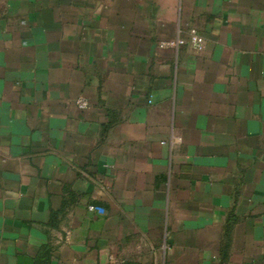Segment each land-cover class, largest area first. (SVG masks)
<instances>
[{
    "label": "crops",
    "instance_id": "obj_1",
    "mask_svg": "<svg viewBox=\"0 0 264 264\" xmlns=\"http://www.w3.org/2000/svg\"><path fill=\"white\" fill-rule=\"evenodd\" d=\"M0 264H264V0H0Z\"/></svg>",
    "mask_w": 264,
    "mask_h": 264
},
{
    "label": "built area",
    "instance_id": "obj_2",
    "mask_svg": "<svg viewBox=\"0 0 264 264\" xmlns=\"http://www.w3.org/2000/svg\"><path fill=\"white\" fill-rule=\"evenodd\" d=\"M190 42L191 44L197 49V50H201L202 49V46H203V39L197 35H192L190 37ZM183 42L181 40H177L175 43H161L160 47H175V46H178L179 44H182ZM76 104L78 106V108L80 109H84L87 107L88 103L87 101H85L84 99L80 98L76 101ZM88 210L89 211H92V212H97V213H100L102 214L103 213V209L101 207H98V206H89L88 207Z\"/></svg>",
    "mask_w": 264,
    "mask_h": 264
},
{
    "label": "trees",
    "instance_id": "obj_3",
    "mask_svg": "<svg viewBox=\"0 0 264 264\" xmlns=\"http://www.w3.org/2000/svg\"><path fill=\"white\" fill-rule=\"evenodd\" d=\"M228 230H229V227H228Z\"/></svg>",
    "mask_w": 264,
    "mask_h": 264
}]
</instances>
